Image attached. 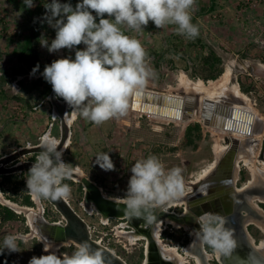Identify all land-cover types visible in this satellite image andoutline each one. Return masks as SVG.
Here are the masks:
<instances>
[{"label": "rangeland", "instance_id": "rangeland-1", "mask_svg": "<svg viewBox=\"0 0 264 264\" xmlns=\"http://www.w3.org/2000/svg\"><path fill=\"white\" fill-rule=\"evenodd\" d=\"M35 5L29 9L24 6L23 0H0V159L22 148L39 146V138L45 133L59 140L62 136L60 119L55 117L51 103L43 100L45 88L50 84L40 73L29 75L31 71L23 63L21 54L27 37L33 32L38 35V54L42 69L52 61L69 55L70 51L74 57L75 50L61 49L50 53L46 47L41 46L43 38L49 41L55 38V29L37 19L46 12L44 0H35ZM192 22L199 27V35L194 39L178 34L176 25L168 24L157 28L152 21L142 26L143 30L140 31L126 26L124 30L127 35L134 36L141 42L148 53L150 67L157 77L155 79L165 83L163 87L168 88L171 93L186 91L192 95H205L204 92L193 89V83L201 82L210 87L229 71V81L218 92L219 96L244 99L264 97V6L252 8L247 0H195ZM76 47L82 49L85 46L81 44ZM212 52L221 59L220 64L210 66L206 62ZM153 65L155 68L159 67L158 73ZM217 71H221L218 77L210 79ZM151 80L152 77L146 86L151 84ZM185 83H189L187 90ZM217 97L215 95L209 98ZM67 114L71 132L63 154L64 161L71 164L72 171L90 178L100 186L107 197L124 200L131 176L130 169L144 153L130 150L126 155L127 159L125 158L123 154L127 147L119 141L118 132H115V136L112 135V127H120L119 121L111 124L109 119L97 125L80 117L70 107ZM205 130L207 135H211L208 128ZM211 131L216 135L207 136L200 144L202 148L216 144L218 137L223 136H218L215 130ZM100 152H109L115 170L104 171L94 163L95 156ZM38 154L27 155L19 161L26 162ZM176 155L180 161L189 160L186 172H195L196 169L192 167L199 160L198 153L186 149L179 150ZM158 158L164 162L166 170L170 168L173 158L168 155L167 149L160 152ZM64 182L71 186V194L65 199L87 222L92 238L118 256H134L131 251L136 247L134 242L139 241L133 237L128 241L124 238L127 235L125 232L131 229L116 226L115 221L104 219L95 208L93 211L94 206H87L84 201L85 189L80 181L68 178ZM16 183L0 186V205L11 208L23 219L4 221L0 216V243L6 235L18 234L21 237L17 241L19 251L10 253L9 264H28L32 256L47 254L43 252V243L39 238L42 236L31 225L30 214L42 213L38 216H43L49 222L63 221V224L64 220L49 200L37 199L28 190L33 206L9 200V196L14 195L23 198L22 189L15 190ZM24 186L27 188L26 180ZM110 228L113 230L110 231L111 239H108L106 234ZM125 242L128 244L127 248L124 247ZM76 246L78 245L74 243L62 247L53 245L60 252L68 254Z\"/></svg>", "mask_w": 264, "mask_h": 264}, {"label": "clouds", "instance_id": "clouds-1", "mask_svg": "<svg viewBox=\"0 0 264 264\" xmlns=\"http://www.w3.org/2000/svg\"><path fill=\"white\" fill-rule=\"evenodd\" d=\"M26 8L35 7V0H23ZM195 0H44L46 12L40 18L55 29V38L40 42L50 53L61 49L75 50L45 65L40 73L52 86L57 98H62L77 114L94 124L123 116L133 94L145 88L154 75L148 53L134 36L127 35L122 26L140 31L152 21L157 28L176 25L178 34L189 38L199 35V27L192 22ZM93 11L95 14H93ZM107 14V18H105ZM98 21V22H97ZM83 44L84 48L76 46ZM36 64L30 76H35ZM41 151L31 165L26 178L27 190L37 199L60 200L71 194V186L64 181L71 177L72 167L63 159L66 146L49 133L39 138ZM94 163L104 171L115 170L109 152H100ZM180 167L165 168L156 155L137 160L130 169L131 176L125 191L123 211L130 218L146 225L158 221L157 209L184 196L185 184ZM95 210L94 207L92 209ZM199 228L192 229V245L211 248L224 257H231L237 249L233 229L227 218L212 212L198 216ZM18 234H8L0 243V255L5 250L18 252ZM43 252L32 256L28 264H112L104 252L82 241L71 253H62L44 238ZM241 264H261L249 256Z\"/></svg>", "mask_w": 264, "mask_h": 264}, {"label": "flooded vegetation", "instance_id": "flooded-vegetation-1", "mask_svg": "<svg viewBox=\"0 0 264 264\" xmlns=\"http://www.w3.org/2000/svg\"><path fill=\"white\" fill-rule=\"evenodd\" d=\"M154 69L159 72V67ZM155 78L152 76L149 86L130 97L125 115L111 119V124L120 122V127H112V135L118 132L119 141L127 147L123 154L126 159L130 150L143 152L141 157L146 158L152 154L158 157L167 149L173 158L170 168L183 170L185 192L162 209L170 214L169 219L150 226L141 222L132 228L127 219L110 218L116 226L131 229L125 232V241L131 237L139 241L134 242V256L120 257L127 264H226L228 257L211 248L189 246L192 229L199 228L198 216L212 212L227 218L226 226L233 229L237 248L252 246L254 257L264 264V97L209 98L186 91L171 93ZM45 89L43 100L50 102L51 84ZM209 129L217 135L223 133L218 154L212 142L207 148L200 146L207 136L216 135ZM186 149L200 155L193 173L185 171L189 160L180 161L176 155ZM112 230L106 234L108 239ZM151 243L157 255L148 260ZM127 245L125 242L124 247ZM169 249L175 250L174 254L164 252Z\"/></svg>", "mask_w": 264, "mask_h": 264}, {"label": "water", "instance_id": "water-1", "mask_svg": "<svg viewBox=\"0 0 264 264\" xmlns=\"http://www.w3.org/2000/svg\"><path fill=\"white\" fill-rule=\"evenodd\" d=\"M49 101L53 106L55 117H58L61 123L62 136L60 140L61 145L59 147H63V145L66 146L71 132L70 119L67 116L68 105L65 101L62 102L59 100L53 91L51 92ZM196 106H198L197 103ZM40 151L41 148L39 145L35 147L22 148L10 155L2 157L0 159V175L22 173L23 171L30 169L34 161L22 162L19 160L27 155L38 154ZM70 178H74L82 183L85 189L84 201L86 205L94 206L98 214H100L104 219H127L132 228H136L139 223L143 222L142 220L136 218L130 219L123 211L124 207H126L124 205V200L107 197L102 192L100 186H98L90 178L82 176L76 171H72ZM49 201L61 214L64 224L49 222L43 216H37L36 221L31 225L40 236L46 238L48 242L54 244H68L73 242L78 245L80 242L86 240L94 249L102 250L105 256L111 260L112 264H127L114 251L92 238L87 222L75 211L65 198L56 201ZM156 212L158 221H164L170 218V214L162 209H157ZM251 247H249V249L237 248L234 251V254L231 257H228L226 264H241V258L246 259L249 256L254 257V249ZM155 249L156 246H154V243H151L149 246L150 253L148 255V260H150L151 257H156L157 254Z\"/></svg>", "mask_w": 264, "mask_h": 264}, {"label": "trees", "instance_id": "trees-1", "mask_svg": "<svg viewBox=\"0 0 264 264\" xmlns=\"http://www.w3.org/2000/svg\"><path fill=\"white\" fill-rule=\"evenodd\" d=\"M21 58L23 59V63L25 64V66H27L29 68V70L31 71L32 68L36 65L39 64L40 65V69L37 73H42L43 69L41 67L40 61H39V54H38V35L37 32H33L30 34V36L27 37L26 42H25V46L23 48V52L21 54ZM206 62L208 64H210V66H215L217 64L221 63V59L216 55L213 54L208 58H206ZM222 71V70H221ZM220 72H216V74L210 76V79H216L218 77V75L221 73ZM28 106L30 108H33L32 106H30V104H28ZM36 156H34L31 160L35 161ZM28 171L29 169L23 171L22 173H16V174H10V175H0V186L3 187L4 184H10V183H16V188L15 190H17L18 188L22 189L23 191V198L20 199V196H9V200H11L12 202L15 203H21L22 205H27V206H33V201L31 199V196L29 194H27V188H25L24 183L25 180L28 176ZM21 180V181H18ZM0 216L4 218V221L6 220H14V219H19L21 216H19L14 210H12L9 207H5V206H1L0 205ZM23 219V218H20ZM10 262V253L9 252H4L2 255H0V264H9Z\"/></svg>", "mask_w": 264, "mask_h": 264}, {"label": "bare ground", "instance_id": "bare-ground-1", "mask_svg": "<svg viewBox=\"0 0 264 264\" xmlns=\"http://www.w3.org/2000/svg\"><path fill=\"white\" fill-rule=\"evenodd\" d=\"M230 73H229V71H227L225 74H224V76L219 80V81H217V82H215V83H213L210 87H208L207 85H205V84H203V83H201V82H195V83H193V89H195V90H197V91H199V92H204L207 96H209V97H213V96H219L218 94H220V93H218L220 90H222L225 86H226V84H227V82L229 81V75ZM188 87H189V83H185V89L187 90L188 89ZM180 88V87H179ZM182 88V87H181ZM180 90V89H179ZM218 135H223V133H218ZM221 138V137H220ZM219 137H218V140L220 139ZM222 139V138H221ZM221 144H219L218 143V141L216 142V145H215V152L218 154V152L220 151V150H222L221 148V146H220ZM223 146V145H222ZM217 156V155H216ZM217 159V158H216ZM207 170V169H206ZM38 215H42V213H39ZM36 213H33V214H30V217H32L31 218V220L30 221H32L31 222V224H33L35 221H36V218H37V216H38ZM36 232V231H35ZM37 233V232H36ZM38 234V233H37ZM39 235V234H38ZM40 238V240L42 241V239H44L43 237H39ZM70 243H73V242H70ZM57 246H58V244H56ZM165 253H167V254H174V252H175V250H172V249H169V250H166V251H164ZM180 258H181V260H182V262H183V256H179Z\"/></svg>", "mask_w": 264, "mask_h": 264}, {"label": "built area", "instance_id": "built-area-1", "mask_svg": "<svg viewBox=\"0 0 264 264\" xmlns=\"http://www.w3.org/2000/svg\"><path fill=\"white\" fill-rule=\"evenodd\" d=\"M247 4L252 8H258L260 5L264 6V0H247Z\"/></svg>", "mask_w": 264, "mask_h": 264}, {"label": "crops", "instance_id": "crops-1", "mask_svg": "<svg viewBox=\"0 0 264 264\" xmlns=\"http://www.w3.org/2000/svg\"><path fill=\"white\" fill-rule=\"evenodd\" d=\"M63 0H61V2H62ZM71 3L73 4V6H75V4L77 3V0H71ZM33 155V154H32ZM35 155V154H34ZM31 158H33V157H30V160H28V161H32L31 160ZM52 244H54V243H52Z\"/></svg>", "mask_w": 264, "mask_h": 264}]
</instances>
